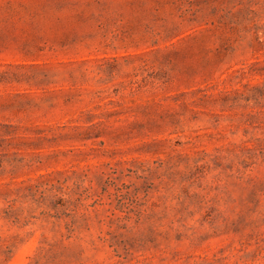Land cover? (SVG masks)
<instances>
[{
  "label": "rangeland",
  "instance_id": "obj_1",
  "mask_svg": "<svg viewBox=\"0 0 264 264\" xmlns=\"http://www.w3.org/2000/svg\"><path fill=\"white\" fill-rule=\"evenodd\" d=\"M169 2L0 0V264H264V0Z\"/></svg>",
  "mask_w": 264,
  "mask_h": 264
},
{
  "label": "trees",
  "instance_id": "obj_2",
  "mask_svg": "<svg viewBox=\"0 0 264 264\" xmlns=\"http://www.w3.org/2000/svg\"><path fill=\"white\" fill-rule=\"evenodd\" d=\"M170 1L182 19L190 21L197 18L209 17L210 23L216 28L227 25V18H233L232 9H228L224 3L230 0H168ZM243 2V0H242ZM241 2V3H242ZM233 29V27H231ZM210 30V29H207Z\"/></svg>",
  "mask_w": 264,
  "mask_h": 264
}]
</instances>
